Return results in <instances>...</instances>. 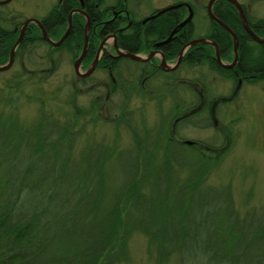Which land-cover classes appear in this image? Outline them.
Here are the masks:
<instances>
[{
  "label": "trees",
  "instance_id": "trees-1",
  "mask_svg": "<svg viewBox=\"0 0 264 264\" xmlns=\"http://www.w3.org/2000/svg\"><path fill=\"white\" fill-rule=\"evenodd\" d=\"M96 3L98 9L91 6L93 15L87 11L93 46L84 55L85 65L93 57L97 34L108 27L107 24L100 26L99 22L112 14L108 4L113 1L96 0ZM125 4L119 0L117 5ZM59 5L57 2L39 19L52 39L61 35L69 8H80L75 0H65L64 8ZM212 9L236 35L238 64L244 73L254 74L250 82L264 81V42L249 37L229 1L215 0ZM183 12L180 6L148 21L145 26L150 36L165 37L182 19ZM245 16L250 28L258 36H264V17L253 18L246 11ZM49 20L51 28L46 23ZM71 22L69 33L57 47L41 37L35 24L28 23L14 50L16 69H9L14 72L0 89V104L9 108L7 112L0 111V264H115L127 258L126 241L135 232L145 237L146 246L160 264L171 255L176 257L175 264H264L262 210H248L240 216L233 209L227 191H199L187 185L188 181L180 184L191 190L184 204L178 201L179 188L175 203L167 197L172 188L165 164L182 157L183 151L170 137L163 138L164 160L160 165L163 169L153 167L155 135L161 138L159 130L155 135L142 134V141L137 128L127 118V101L137 88L124 94L121 107L114 109L116 115H108V120L114 128L123 126L129 137L137 141L135 147L141 154L127 148L118 149L116 143L108 150L104 141L95 144L93 138L85 150L78 155L74 153L72 145L85 131L84 126L97 123L104 95L88 86L83 93L91 95L90 101L86 106L76 102L79 84L86 86L92 79L90 75L68 82V95L75 99L69 103L68 111L57 107L56 97L51 98L47 93L45 97L43 93L42 86L59 65L58 52L67 50L73 60L81 48L82 15L74 13ZM20 24L14 16L0 12V64L6 61ZM205 35L216 43L222 58H230L232 39L226 30L209 19ZM195 37L194 28L188 22L174 36L176 39L167 43V58L175 52V47ZM128 38L140 41L141 30L136 36L130 33ZM190 54L197 59L185 56ZM212 54L209 45L195 44L189 47L181 63L206 64L219 75L235 80L233 71L237 66L221 68ZM105 58L103 52L97 67L108 64ZM131 85L136 87L138 83ZM21 98L39 104L37 115L28 125H20L12 112ZM181 100L185 102L187 97ZM59 102L67 104L63 98ZM108 159L111 160L107 163Z\"/></svg>",
  "mask_w": 264,
  "mask_h": 264
},
{
  "label": "rangeland",
  "instance_id": "rangeland-1",
  "mask_svg": "<svg viewBox=\"0 0 264 264\" xmlns=\"http://www.w3.org/2000/svg\"><path fill=\"white\" fill-rule=\"evenodd\" d=\"M123 1L126 3L125 9H127L129 15L136 19L148 15L154 9L172 3H182L183 6L186 3L191 6V16L189 21L190 25L194 28V34H196L197 37L206 36L205 34L209 27V18L206 14L207 0ZM238 1L244 3V5L248 7V11L252 13L255 18L264 17V0ZM57 2L58 0H8L3 5H0V12L2 15L14 16L15 21H22L26 18H34L39 21V19L46 15L49 10L55 7ZM109 2L112 1L109 0ZM183 9L184 12L182 18H185L187 15V9L186 7H183ZM84 18L83 26L85 23ZM91 29L89 23V27L86 30L87 42L84 55L87 53L88 49L93 46L90 39V33H92ZM99 36L100 35L97 34L92 59L85 65L83 56L77 66L78 72H84L89 66H91L100 41H102V44L104 43V48L108 49L111 47V44L113 43L111 36H108L105 40H99ZM87 43H89V46ZM101 46L99 49V55L103 48V46ZM81 48L79 49L77 56L80 53ZM137 55L141 56L143 54L138 53ZM231 57L232 52L228 60H230ZM172 60L173 59H169V61L166 62L172 64ZM6 61H3L1 64L6 63ZM96 61L93 64L92 70L89 72L92 79L88 81L86 86H83L78 82L75 83L80 85V93L76 96V102L80 105L82 104L86 106L90 101L91 95L83 93L86 92V87L89 86L92 88L93 85V90H96L95 88L99 87L96 80L99 81L103 74L101 68L95 67ZM16 66L17 65L12 62L8 69L1 71L2 73L0 72V89L4 88L7 79L10 77L11 73L14 72L11 70L16 69ZM176 73L179 79L188 82L196 81L200 83L202 80L204 87L206 86L208 87V91L210 90L211 99L213 101H217L219 97L223 98L225 95L228 96L230 91L231 93L233 92L230 96L235 98L230 101L226 100V103H221L222 105H217V103V106L212 104L213 102L205 103L204 108H200L203 110H197L198 112L193 118H190L191 120H181L182 118H187L183 116L181 119L174 120L175 122H173V118L181 112L179 109L182 110V108L175 106L174 102H182L181 96H186L189 100V87L191 85L182 83L181 85H177L176 92L173 91L170 93L165 91L164 93V91L161 90L158 92V95H151V98L147 97L144 93L140 94L138 92H134V95L131 94L129 96L126 105L127 118L130 119L129 123L137 128L141 140L143 141L144 138L142 134L144 135V133H148L155 135V131L157 132V130H159L161 138H157L155 135L157 147L154 153H156V156L153 154L154 158L152 160L155 169H163L160 168V165L164 160V153L161 147V144H163V138L177 135L184 139L198 140L201 143L199 144V150H201V153L196 151L195 147H179L180 151H183V153L181 152L180 154L183 158L179 156L174 159L175 161L171 160L169 165L165 164V169H169L171 180L170 187L172 188L169 195L167 194V197L170 196L171 201L175 203L177 201V188H179L181 195L178 196V201H183L184 204L188 192L191 190L180 184H185L186 181H188L187 185H191L192 189L198 188L197 190L199 191H206L207 189L213 190L216 193L227 191L233 209L236 210L240 216L248 210H262L264 212V81H256L252 83L247 82L240 86L241 88L235 93L233 88L235 87L236 80H230L229 78L219 75V73L209 69L206 64L181 63L177 67ZM76 80L77 78L74 74L73 62L70 59V54L62 53L59 57V65L55 72L51 77L47 78L45 82L46 84L42 86L43 93L44 95L45 93L51 95V98L56 97L58 100L57 107L62 108L64 111H68L69 103L75 100L73 95H68V82ZM90 88H88V90ZM103 95V99L108 100L109 97L106 98L105 96L106 92H104ZM122 97L121 101L123 103ZM60 98L65 99L67 104L62 105L59 102ZM20 100L17 108H12V112H14L20 125H28L37 115L39 104L34 101H27L23 98ZM194 101H196V99ZM49 104H52V102H49ZM208 106L210 113L209 118L207 119L208 115L206 110ZM170 107H172L171 114L169 111ZM1 110L7 112L9 108L8 106L0 104V111ZM99 112L100 114H98L97 123L92 127L89 124L85 125V131H83L73 143L72 148L75 150L74 153L78 155V152L85 150V147L88 145L87 142L90 141V138H93L95 144L98 141H104L103 145L108 150L111 149L110 146H113V143H116L118 149L127 148L141 154V151L138 152V148L135 147V142L137 141H134L133 138L129 137V133L123 129V126H117L114 128V125L109 123L110 120H108V115H112V117L115 116L117 110L110 109L107 105L104 107L100 105ZM217 135L218 138L222 140V142H220V144L222 143L220 145L222 146L221 150L216 149L213 151L212 147L206 148L213 139L217 138ZM169 140L172 141L173 138ZM106 142L109 146H106ZM179 148L177 147L178 150ZM175 153L178 154L179 152ZM110 160L111 159H108L107 163ZM181 162L183 163L181 164ZM127 167L128 169L131 168L130 165ZM172 214L174 215V213ZM126 247L127 258L115 264H160L156 261L157 257L155 253L151 249L149 250L146 246L145 237L142 236L141 233H132L126 241ZM175 262V255H171L162 264H175Z\"/></svg>",
  "mask_w": 264,
  "mask_h": 264
},
{
  "label": "flooded vegetation",
  "instance_id": "flooded-vegetation-1",
  "mask_svg": "<svg viewBox=\"0 0 264 264\" xmlns=\"http://www.w3.org/2000/svg\"><path fill=\"white\" fill-rule=\"evenodd\" d=\"M75 1H77L79 3L80 8L79 7H71L67 11V15L70 13L69 31H70L71 25H72L71 24L72 23L71 18L73 19L74 13H79L84 18V15L80 12H77L76 9L82 10L88 16L89 23H90V17L88 15L87 11L91 15H93L92 14L93 13L92 12L93 7L95 10L98 9L96 0H91L90 3H88V0H84V1L83 0H75ZM112 1H113V3L108 4L109 9L111 10V13H112L111 16H109L105 19H101V22H99L100 26H103L104 24L108 25V27L106 29H104L103 32L101 30L99 31V33H98V34H100L99 40L100 39L105 40L108 36H111L113 39V43L111 44V47H109L108 49L104 48V45H103L104 43L102 44V46H103L102 51H101V53H100V55L96 61V64H95V67H97V62H98L99 58L102 57V53L105 52L106 53L105 60H106V62H108V64L107 63L102 64V67H101V69H102L101 72L103 74V75H101L102 78H100L99 81L96 80V83L99 84V87H97V88L94 87L96 90H93V92H95V93L99 92V93L103 94L104 92H106V95H105L106 98L109 97L108 100L107 99L103 100L101 102V105H107L110 109L119 110V108L121 107V104H122L121 97L124 94H127L131 91H134L135 88H138V90H137L138 93H140V94L144 93V94H146L147 97L151 98L152 96L158 95V92L161 90H163L164 93H165V91L170 92V93L173 91L176 92L177 91V88H176L177 85H179V84L181 85L182 83H186V84L191 85L190 87L188 85V87L190 89V93H189L190 98H189V100L187 99L185 102H183V101L179 102V103L174 102V105L179 107V108H182V110L179 114H177L173 118V122H175L174 120L181 119L183 116L187 117L188 120H191L190 118H193L194 112L199 110L201 107L204 108L205 103H209V102L212 103L213 102L212 104H214V105H216L217 103H218L217 105H219L221 103L222 104L226 103L225 101L231 97L230 95L233 92L231 93V91H230L228 96L225 95L223 98L219 97L217 99V101H213L211 99L210 90L208 91V89H207L208 87H206V86L204 87L202 80L200 81V83H198L196 81L188 82V81H185L183 79L178 78L177 73H176V69L179 66V64H181V62H182L181 59L187 53L189 47H191L192 45H195V44L196 45H209L213 51L212 58L221 68H232L233 66H237V70L233 71V74L236 76L235 77L236 82L234 85L235 87L233 88V91L235 93L241 88L240 86H242L243 84H245L247 82L252 83L250 81H251L252 77H254V74L244 73L243 70L240 68V65L238 64L239 63V56H238L237 51L239 48L238 47L239 44H238V40H237L236 35H235L236 41H237L236 58L232 64H229V63L232 61L231 59L233 57V53H232V57L230 60H228L226 58H222L218 53L216 43L213 40H210V39L205 38L203 36H200V37L198 36L195 38H204L210 42H213L215 44V46H213L211 43H205V42H199V43H194V44H190V45L185 46V44H187L188 41L195 39V38H191V39L185 41L184 43H182L178 48L175 47V52H171V56L167 58L168 53H169V51H167V47H168L167 43L176 39V38H174V36L177 35V32L179 31V29L182 28L185 24L183 26H181L180 28H178L176 30V32H174L170 36V38L165 42H161V41H163L169 35L171 29L165 37H152V36H150L151 33L147 31L145 25L147 23H149L148 21L152 20L154 17L168 11V10H165L163 12L155 14L158 10H160V9H162L168 5L161 7V8H158V9H154L148 15H146L140 19H136V18L131 17L129 15V12L127 11V9H125L124 5H121V6L117 5L119 0H112ZM237 2L239 3V5L241 6V9H242V2H239L238 0H237ZM58 3L60 4L59 6H62V8H64L66 6V5H64L65 0H58ZM69 3H70V1H69ZM176 3H178V2H176ZM88 4H90V8H88ZM172 4H174V3H172ZM0 5H3V4H0ZM169 5H171V4H169ZM91 6H93V7H91ZM181 6H183V5H181ZM212 6H213V4H212ZM212 6H211V10L213 12ZM183 7H185V6H183ZM84 10H86V11H84ZM169 10H171V9H169ZM245 11L250 15V17L254 18V16L252 15V13H250L248 11L247 6L244 7V9H242L246 24L248 25L249 29L253 33L256 34V32L253 31L250 28V25L247 23L248 20L245 16ZM67 15H66V22H65V25L63 27L62 33H63L64 29L66 28ZM147 17H149V18H147ZM49 22H50V20L46 21V23L49 24V28H51L52 22L51 23H49ZM42 27H43V25H42ZM242 27H243V25H242ZM255 27L257 28V26H255ZM243 29L249 35V33L245 30L244 27H243ZM44 30H45V28H44ZM139 30H141V40L138 41L137 38L136 39L134 38L135 40L133 39V41H129L128 35L131 33L134 36H136V35H138ZM69 31H68V33H69ZM23 33H24V31H23ZM94 33L96 34L97 32H94ZM40 35H41V33H40ZM22 36H23V34H22ZM118 36L120 37V39L117 38ZM249 37L252 40H254L250 35H249ZM258 37H260V36H258ZM263 37L264 36H261V38H263ZM58 38L52 39L49 37V39L51 41H56ZM254 41H256V40H254ZM159 42H161V43H159ZM263 42H259V43H263ZM60 43L56 46H53L50 43L49 44L53 47H57L60 45ZM114 43L118 49L120 48L119 50H121V51L129 52V53H133V54L140 53L143 55L140 56L139 60H135V59H131L129 57H125L123 55L117 54L116 50L114 48ZM204 47L205 46H203L202 48H204ZM214 47H216V50H217V53L219 56V62L214 57ZM182 48H183V50H182ZM181 50H182V53H181L180 58L178 59L179 53ZM58 53H59L58 57H60V55L62 53L68 54L69 52L67 50H65V51H60ZM185 56L190 60L197 59V57H194L193 54L185 55ZM75 58L72 60V62L75 60ZM169 59H173L172 64H169L166 62V61H169ZM162 60H163V62H162ZM220 62L222 64H229V66L224 67L220 64ZM79 73H83V72H79ZM74 74H75L76 78L82 79L83 77L89 75L90 73L85 75V76H82V77L77 75L75 72H74ZM135 82L138 83V86L133 87L131 84H133ZM230 82H233V81H230ZM236 88H237V90H236ZM92 89H93V85H92ZM131 94L134 95V92ZM194 94L197 96V98H195L196 101H194L195 99H193ZM96 98H98V95L96 96ZM115 98H116V100H115ZM184 98H186V96H183V97L181 96V99H184ZM228 101H230V100H228ZM175 108H173V109H175ZM169 110H171L170 111V114H171L172 107H170ZM206 111H207V115L209 116V113H210L209 112V106L207 107ZM184 119L185 118H182L181 120H184ZM172 127H173V125H172ZM216 137L217 138L213 139L209 145L204 144V145H207L206 148L212 147L213 151H215L216 149L221 150L222 146H220V145L222 143L220 144V142H222V140H220L218 138V135ZM171 138H173L172 141L178 147H183V146H185V147L188 146L191 148L195 147L196 151L201 153V150H199V148H200L199 144H201V143L198 140L184 139V138L179 137L177 135H173V137H170V139ZM186 141H188V142H186Z\"/></svg>",
  "mask_w": 264,
  "mask_h": 264
},
{
  "label": "water",
  "instance_id": "water-1",
  "mask_svg": "<svg viewBox=\"0 0 264 264\" xmlns=\"http://www.w3.org/2000/svg\"><path fill=\"white\" fill-rule=\"evenodd\" d=\"M8 0H0V4H4L6 3ZM215 0H207V3H206V14L208 16V18L214 22H216L217 24H219L224 30H226L229 35L231 36V39H232V53H233V57H232V61L229 63V64H232L234 61H235V58H236V46H237V41H236V37H235V34L233 33V31L227 27L215 14H213L212 10H211V6L213 4ZM229 1L235 8L240 20H241V23L243 25V27L245 28V30L249 33V35L254 39L256 40L257 42H263L264 41V37L261 38V37H258L255 33H253L248 25L246 24L245 22V17L243 15V12H242V9H241V6L239 5V3L237 2V0H227ZM182 3H174V4H171V5H168L160 10H158L155 14H158L160 12H163L165 10H169V9H173V8H177L179 6H181ZM187 9V15L185 18H183L181 21H179L175 27H173L169 33V35L161 42H165L167 41L170 36L176 32V30L178 28H180L181 26H183L184 24H186L189 19H190V16H191V8L188 4L185 3L184 5ZM77 12H80L84 15L85 17V23H84V26H83V29H84V33H83V43H82V48H81V51L80 53L78 54V56L75 58V60L73 61V69H74V72L79 75V76H85L87 74H89V72L92 70L93 68V64L95 63L98 55H99V49H100V46L102 45V41H100V43L98 44V47L96 49V53L94 55V58H93V61L91 63V66L88 67V69H86L83 73H79L77 71V66H78V63L80 62V60L82 59V57L84 56V51H85V47H86V42H87V33H86V30L88 29L89 27V19H88V16L82 11V10H79V9H76ZM149 18V17H147ZM29 22H33L40 30V33H41V37L48 41L51 45L53 46H56L58 45L63 39L64 37L67 35L68 31H69V27H70V13L67 15V23H66V28L64 29L63 33L61 34V36L56 40V41H51L49 39V37L47 36L44 28L42 27V25L40 24V22L37 20V19H34V18H26L22 21L20 27H19V32H18V35L14 41V43L12 44L10 50H9V53H8V59L6 61V63L4 64H1L0 65V71H4L6 69L9 68V66L11 65L12 61H13V52L15 50V47L17 46L18 42L20 41L21 37H22V34H23V31H24V28L26 26L27 23ZM114 38V37H113ZM159 42V43H161ZM199 42H205V43H211L213 46H215V44L213 42H210L204 38H195V39H192L190 41L187 42L186 45H190V44H194V43H199ZM114 48L116 50V53L117 54H120V55H123L125 57H129L131 59H135V60H139L140 59V56L137 55V54H133V53H129V52H125V51H121L119 50L115 43H114ZM183 50V48H182ZM182 50L180 51L179 53V57L178 59L180 58L181 56V53H182ZM214 57L215 59L219 62V56H218V53H217V50H216V47H214ZM163 62V60H162ZM220 64L224 67H228L229 64H222L220 62ZM188 142V141H186Z\"/></svg>",
  "mask_w": 264,
  "mask_h": 264
}]
</instances>
